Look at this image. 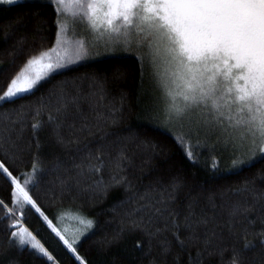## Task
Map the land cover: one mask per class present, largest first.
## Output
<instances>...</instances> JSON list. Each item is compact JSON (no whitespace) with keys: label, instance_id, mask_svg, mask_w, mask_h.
Listing matches in <instances>:
<instances>
[{"label":"snow or ice","instance_id":"obj_1","mask_svg":"<svg viewBox=\"0 0 264 264\" xmlns=\"http://www.w3.org/2000/svg\"><path fill=\"white\" fill-rule=\"evenodd\" d=\"M37 2L39 4V0ZM17 3L18 0H0V5ZM40 6L53 8L55 41L51 47L28 52L23 40L11 45L9 67L0 66V108L34 94L55 74L72 70L73 66L101 54H131L139 63L140 93L145 94L146 68L151 69L154 90L159 92V95L152 96L151 103L145 108L149 118L173 134L189 159H194L193 147L208 146L211 141L213 152L219 148L229 153V163L223 169L225 174H239L256 163L264 162V0H49L47 5ZM6 27L9 29L4 33L7 40L14 35L15 28L12 24ZM21 58L22 62L18 63ZM124 76L120 68L113 70L115 79H123ZM93 83L97 91L92 95L102 101L103 81L93 78ZM65 84L60 82L49 90V103L29 106L36 120L31 124L34 133L43 127L44 121L36 119L43 111H48V123L59 128L58 121L67 113L69 106L79 108L84 97L79 93H69ZM24 107L9 110L17 117L15 123H24ZM175 127H179V134L173 131ZM81 131L90 132L91 128L85 124ZM113 135L116 133H105L101 140ZM201 136L204 137L203 145ZM193 138L195 145L191 143ZM74 142L79 143V140H66L57 132L58 145ZM36 148L31 174L10 165L6 149V158L0 159V176L10 189L8 201L0 199V220L9 222L3 231L10 233L7 247L0 252V264H18L15 253L24 250L42 258L43 264H62L46 242L39 238V233L28 226L27 221L33 211L62 243L74 264H88L78 247L81 237L93 230L96 222L83 215H75L72 218L80 227L69 232L67 228L61 230L56 226L53 222L55 217L49 218L32 194V188L38 183L37 175L42 171L38 139ZM84 150L88 152L87 171L94 175L101 173L105 166L102 152L97 150L93 154L87 145ZM12 159H15L14 154ZM126 159L121 153L116 167L119 168ZM213 161V171L220 172L215 157ZM76 167L83 171L85 165ZM257 176L264 178V169L233 189L238 194H250L252 204L249 205L245 199L243 203H235L229 211L233 242L230 249H220L221 256L225 251H231L228 264H245V253L257 248L264 253V188H257ZM112 180L120 183L124 178L118 181L113 176ZM110 186L102 176L94 184L102 193H106ZM170 187L165 198L150 200L138 211L152 209L156 214L167 211V208L155 205L174 202L179 184L174 182ZM189 209V214L184 217L186 230L193 229L194 223L207 224L204 218L194 222L191 204ZM257 209L261 213L258 217L261 228L253 232L249 229L254 227L255 221L249 219L248 213ZM170 215L174 217L172 237L183 251L189 241L198 237L193 230L181 239V225L175 218L179 213ZM238 217L246 222L244 227L236 228L235 225L242 222ZM118 238L119 234L113 240ZM161 247L162 255L172 251L171 241L167 239ZM200 255L197 252V258ZM172 264H181L179 252ZM189 264H192L190 253ZM196 264H200L199 259Z\"/></svg>","mask_w":264,"mask_h":264},{"label":"trees","instance_id":"obj_2","mask_svg":"<svg viewBox=\"0 0 264 264\" xmlns=\"http://www.w3.org/2000/svg\"><path fill=\"white\" fill-rule=\"evenodd\" d=\"M48 2L39 0L38 4L37 0H20L16 5H0V66L9 67L12 57L8 53L18 40L24 41L26 52L52 46L55 41V14L51 6H40ZM9 24L13 25L15 32L6 40L4 33L9 31L6 27ZM116 68L125 73L123 79L113 77ZM150 73L146 68L145 94L139 91V63L131 54L101 55L73 66L72 70L55 74L34 94L0 108V159L6 158V149L7 162L19 171L31 174L32 156L37 152L36 140H39V167L42 171L37 175L38 183L32 188L33 197L49 218L55 217L53 222L57 227L61 214L67 210L96 222V227L81 237L78 247L88 264H172L178 252L181 264H189V253L192 264H196L197 259L200 264H228L231 251H225L221 256L220 249H230L233 242L229 211L235 203H243L245 199L249 205L252 204L250 194H238L233 189L264 169V162L256 163L239 174H225L223 169L229 163V155L221 154L220 150L213 152L208 146L193 147L194 159H189L173 134L164 127H158L145 110L152 96L159 95L154 90ZM93 78L103 81L102 101L92 95L97 91ZM60 82H66L69 93H79L84 99L79 108L69 106L67 113L58 121L59 128L48 123V111H43L36 118L44 121L43 127L34 133L31 124L36 120L32 116V107L41 102L49 103V90ZM52 103H55L54 97ZM22 105L25 106L24 123H15L17 117L9 110L19 109ZM85 124L90 126V132L81 131ZM173 131L179 134L180 129L175 127ZM57 132L66 140L78 139L79 143L58 145ZM105 133L116 135L101 140ZM200 139L203 145L204 138L201 136ZM191 143L195 145V138ZM85 145L93 154L97 150L102 152L105 166L101 173L94 175L87 171ZM121 153L127 159L118 168L116 161ZM13 154L15 159H12ZM213 157L221 168L220 172L212 169ZM81 164L85 165L83 171L76 167ZM101 176L106 184L111 185L106 193L94 187ZM113 176L118 181L124 178V181L113 183ZM174 182L179 184L174 202L155 205L167 208V211L161 214L154 213L152 209L138 211L150 200L165 198ZM256 186L264 188V178L257 176ZM9 192L6 181L0 176V199L7 202ZM190 204L191 219L195 222L204 218L207 224L194 223L193 229L186 230L184 217L189 214ZM173 212L179 213L175 218L181 225V239L193 230L198 237L189 241L183 251L172 237L174 217L170 213ZM260 214L259 209L248 213L249 219L255 221L250 231L260 230ZM237 219L242 222L237 223L236 228L244 227L246 222L243 218ZM7 223V220H0V252L7 247L10 235L3 231ZM27 224L39 233V238L46 242L62 264H74L62 243L34 211ZM117 234L119 238L113 240ZM166 239L171 241L172 251L162 255L161 245ZM197 252L201 253L198 258ZM15 255L18 264H43L42 258L27 250L17 251ZM245 264H264V253L259 248L246 252Z\"/></svg>","mask_w":264,"mask_h":264},{"label":"rangeland","instance_id":"obj_3","mask_svg":"<svg viewBox=\"0 0 264 264\" xmlns=\"http://www.w3.org/2000/svg\"><path fill=\"white\" fill-rule=\"evenodd\" d=\"M18 1H20V0H18ZM47 1H49V0H47ZM116 54H119V52L116 53ZM101 55H109V54H101ZM101 55H99V56H101ZM148 69H150V68H148ZM150 71H151V69H150ZM208 147L211 149V141H209ZM218 150H220V149L217 148L216 151H218ZM220 152H221V154H224L225 153V154L229 155L228 152H224V151H221V150H220ZM75 215H80V214H78L77 212L68 211V210L65 211V212H63L61 214V217H60L61 219H59L60 220V223L58 224V228H60L61 230L67 228L69 230V232L75 231L77 228H79L80 225L78 224V222L75 219L72 218Z\"/></svg>","mask_w":264,"mask_h":264}]
</instances>
